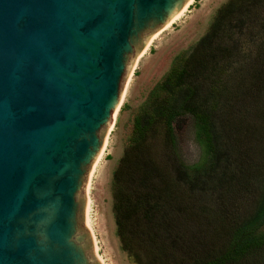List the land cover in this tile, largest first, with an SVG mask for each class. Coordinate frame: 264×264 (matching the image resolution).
<instances>
[{"label":"water","instance_id":"95a60500","mask_svg":"<svg viewBox=\"0 0 264 264\" xmlns=\"http://www.w3.org/2000/svg\"><path fill=\"white\" fill-rule=\"evenodd\" d=\"M190 0H0V264H101L85 185L136 57Z\"/></svg>","mask_w":264,"mask_h":264},{"label":"rangeland","instance_id":"374dc122","mask_svg":"<svg viewBox=\"0 0 264 264\" xmlns=\"http://www.w3.org/2000/svg\"><path fill=\"white\" fill-rule=\"evenodd\" d=\"M228 1L193 0L183 16L158 35L132 71L88 192L95 254L101 264H200L225 248L222 242L226 241L234 223L251 216L264 196V0L252 1L244 15L242 9H237L225 21V25L233 26L232 31L225 33V27L217 31L212 45L220 47L221 51L213 58L197 47L201 38L209 33L219 7ZM196 58L208 62L202 75L210 74L208 79L199 81L202 83L200 96L205 98L206 105L214 106L218 122H224L220 124L223 141L231 144V157H237L235 163L243 166L244 171H238L234 163L235 186H214L213 183L210 188L201 186L194 193L197 198L191 192L184 194L181 204L185 214L176 212L175 208L172 212L169 210L177 226L168 221L161 225L162 214L167 209L162 208L152 215L143 228L151 232L153 241L146 238L145 230L146 235L134 232L142 246L136 245L137 257L133 258L122 249L116 231L113 174L128 152V160L135 165L130 166V175L122 182L125 191L137 190V181L144 176L152 186L163 190L172 187L163 183L174 177L173 166L178 164L177 159L188 166L203 164V149L195 137L190 114L179 116L173 123L176 151L169 148L160 123L150 128L144 142H130L135 120L151 109V91L164 81L179 59L193 63ZM122 165L128 164L125 161ZM148 169L155 171L153 178ZM132 229L130 226L129 231ZM260 232L264 234V226ZM165 237L177 238L176 245H170L171 241H166ZM152 254H156L155 257ZM253 257L264 261V246L255 250Z\"/></svg>","mask_w":264,"mask_h":264},{"label":"trees","instance_id":"16d2710c","mask_svg":"<svg viewBox=\"0 0 264 264\" xmlns=\"http://www.w3.org/2000/svg\"><path fill=\"white\" fill-rule=\"evenodd\" d=\"M252 1L257 3L262 0H229L226 4L219 7L215 18L210 24L209 33L201 38L197 47L203 49L204 52L206 51L209 57L213 58L221 51L220 47L212 45V39L218 35L217 31L225 27L223 29L225 33L228 32L230 34L233 26L225 25V21L232 17L237 9H242L244 11L243 15L246 14L245 11L247 12L250 8ZM184 60L179 59L166 75L164 81L151 91L149 98L151 100V109L145 110L140 119L135 120L134 135L131 137L130 142H144L150 128L155 123H160L164 127L168 138L169 148L172 151H176L177 145L173 123L179 116L190 114L194 120L195 137L203 149L204 162L203 164L188 166L179 161L176 156L178 164L173 166L174 177L171 181L167 180L168 183H163V186H172L171 188L165 187V189L160 190L148 183V177L144 176L140 178V181H137L139 182V188L143 189H130L128 192V190L125 191L122 182H126L125 178L130 175V166L135 164H133L134 161L128 160V152L124 154L121 164L113 174V215L122 249L133 256V258L137 257L135 253L136 245L138 248L142 246L138 237L135 238L134 232L145 234L143 233V230H145L150 236L145 234L146 238L148 237L149 241H153L152 238L154 237L151 232L143 228V225L150 221L149 219L152 215L158 214L162 208L167 209V212L162 214L161 225L163 222L167 224L168 221L171 225L177 226L175 217L172 214L170 215L169 210L172 212L173 208H175L176 212L180 211L185 214V209L181 204L184 194L191 192V195L195 196L194 193L201 186L210 188L213 183L214 186L215 184L219 186H235L233 175L236 171L235 160H237V157H231L233 147L223 141L220 124L224 122H218L214 106L206 105L205 98L200 96L202 83L199 81L203 78L208 79L210 76L209 73L206 77L202 75L204 70H207L206 65L208 62L197 58L193 63H188ZM125 161L128 164L127 166L122 165ZM135 162H137L136 158ZM236 166L238 171H244L243 166L242 168L238 164ZM248 167L249 163L247 164V169ZM154 172L148 169L150 176ZM197 196L195 197L197 198ZM162 201L164 205L161 204ZM171 203H175V205H170ZM198 205L200 204L198 203ZM234 224L225 237L226 241L222 242L225 248L211 259L200 264H248L252 262L254 264H264L263 260H255L253 257L254 251L264 246V234L260 232V228L264 226V196L251 216ZM130 226L133 229L129 231ZM169 229H171L170 225ZM168 234L170 236L169 231ZM168 239L165 237L166 241ZM177 240V238L171 237L170 245L174 246ZM190 252L193 251L191 250ZM155 255L152 254L153 257ZM248 260L251 262H247Z\"/></svg>","mask_w":264,"mask_h":264},{"label":"bare ground","instance_id":"6f19581e","mask_svg":"<svg viewBox=\"0 0 264 264\" xmlns=\"http://www.w3.org/2000/svg\"><path fill=\"white\" fill-rule=\"evenodd\" d=\"M192 1H193V0H190V1H189V2L183 7V9H182V10H181V11H180L175 17H173V18H172V19H171V20L165 25V27H164L161 31L155 33L154 36L151 38V40L147 43L145 49H144V50H143V51H142V52L136 57L135 62H134L133 66H132V68H131V70H130V72H129V75H128V79H127V81H126V84H125V86H124V90H123V93H122V97H121V99H120V101H119V104L117 105V107H116V109H115V111H114V113H113L112 122H111L110 125L108 126L107 135H106V137H105V140H104L103 146H102V148H101L99 154L97 155V157H96V159H95V161H94V163H93V165H92L91 171H90V173H89V175H88L87 183H86V185H85L86 205H85V213H84V214H85L84 225L87 227V229H88V230L91 232V234H92L93 242H94V250L96 249V244H95V239H94L93 231H92V228H91V200H90V197L88 196V192H89V188H90V184H91V178H92L93 174L95 173V170H96V168H97L99 162H100L101 159H102V156H103V153H104V150H105V148H106L107 141H108V133H109L110 130L112 129V124H113L114 121H115V118H116L117 112H118V110H119L120 104H121V102H122V100H123V97H124V95H125V93H126V88H127V85H128L129 79H130V77H131V75H132V71H133L134 67L136 66V63L140 60V58H141L142 56H144V54H146L147 49H148L149 46L155 41V39L158 37V35H159L162 31H164V30H166L167 28H169V26H170L171 24H173L175 21H177L179 18H181V17L183 16L185 10L187 9V7L189 6V4H190ZM97 258H99V256H97Z\"/></svg>","mask_w":264,"mask_h":264}]
</instances>
